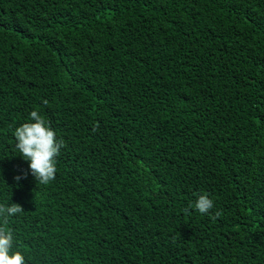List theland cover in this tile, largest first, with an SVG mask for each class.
<instances>
[{"label":"trees","instance_id":"trees-1","mask_svg":"<svg viewBox=\"0 0 264 264\" xmlns=\"http://www.w3.org/2000/svg\"><path fill=\"white\" fill-rule=\"evenodd\" d=\"M33 110L47 185L15 149ZM10 203L25 264H264V0H0Z\"/></svg>","mask_w":264,"mask_h":264},{"label":"clouds","instance_id":"clouds-1","mask_svg":"<svg viewBox=\"0 0 264 264\" xmlns=\"http://www.w3.org/2000/svg\"><path fill=\"white\" fill-rule=\"evenodd\" d=\"M30 121L32 122H26L14 130L15 149L29 162L30 173L38 185H47L55 179V158L59 156L64 142L56 139L50 123L38 111L33 110L30 113ZM27 175L25 172L23 176L17 175L14 179L19 182ZM189 207L201 214H207L214 207V203L207 195H199ZM188 211L189 209H184L186 214ZM22 212L24 209L20 204H0V216L5 218ZM215 215L219 216L220 213ZM13 247V233L0 227V264H25L24 255L19 251L13 252Z\"/></svg>","mask_w":264,"mask_h":264}]
</instances>
